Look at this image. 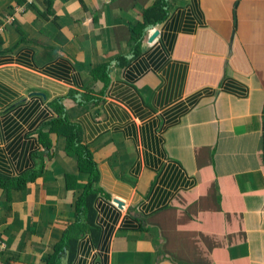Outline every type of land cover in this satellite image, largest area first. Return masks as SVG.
<instances>
[{
    "label": "crops",
    "instance_id": "1",
    "mask_svg": "<svg viewBox=\"0 0 264 264\" xmlns=\"http://www.w3.org/2000/svg\"><path fill=\"white\" fill-rule=\"evenodd\" d=\"M155 2L0 0V85L29 111L0 115V174L45 167L0 189L2 264H45L73 222L82 190L66 188L76 170L50 131L61 112L119 203L107 249L70 264H264V0H166L135 53Z\"/></svg>",
    "mask_w": 264,
    "mask_h": 264
},
{
    "label": "trees",
    "instance_id": "2",
    "mask_svg": "<svg viewBox=\"0 0 264 264\" xmlns=\"http://www.w3.org/2000/svg\"><path fill=\"white\" fill-rule=\"evenodd\" d=\"M168 3L166 0H156V2L144 12V22L138 23L131 30L130 44L133 45L135 53L142 48V35L148 25H161L167 20ZM156 65L160 60L155 61ZM173 65V71H176ZM93 77L95 80L110 81L106 66L94 69ZM22 99L12 88L2 87L0 85V115L13 112L15 116L25 119L29 111L22 109ZM94 100V97H89ZM63 111V109H61ZM20 126L12 115L5 118L3 127L8 130ZM50 131H55L59 135L66 137L65 154L67 159L74 163L76 174H66L65 186L68 190H82L77 197L75 204V215L73 222L63 231L60 240H56L53 246V253L49 254L45 264H61L65 255L68 258V264L72 263L79 256L86 259L91 254L93 248L100 250L107 249V243L113 236L114 226L117 220L116 214H111L110 209H117L119 203L99 186V173L97 162L91 149L82 143L80 129L72 125L70 121L63 117L62 112L59 117L50 123ZM48 149H51L50 143L44 142ZM16 143L11 146L12 152H16ZM44 154H37L34 158H45ZM17 161V158H16ZM21 168L20 170H22ZM45 167L39 171H31L28 175L20 178H12L0 174V189L8 195L13 189L23 190L30 181L36 180ZM79 177L85 179L84 185L77 182ZM81 188V189H79ZM115 201V202H114ZM144 230V228L140 229ZM105 262V261H104ZM103 264V263H100Z\"/></svg>",
    "mask_w": 264,
    "mask_h": 264
},
{
    "label": "built area",
    "instance_id": "3",
    "mask_svg": "<svg viewBox=\"0 0 264 264\" xmlns=\"http://www.w3.org/2000/svg\"><path fill=\"white\" fill-rule=\"evenodd\" d=\"M30 4L34 3L35 0H28ZM6 250V245L0 241V255ZM2 264V262H0Z\"/></svg>",
    "mask_w": 264,
    "mask_h": 264
},
{
    "label": "water",
    "instance_id": "4",
    "mask_svg": "<svg viewBox=\"0 0 264 264\" xmlns=\"http://www.w3.org/2000/svg\"><path fill=\"white\" fill-rule=\"evenodd\" d=\"M154 28H155V25H149V26L146 27L145 30L148 31V30H152Z\"/></svg>",
    "mask_w": 264,
    "mask_h": 264
}]
</instances>
